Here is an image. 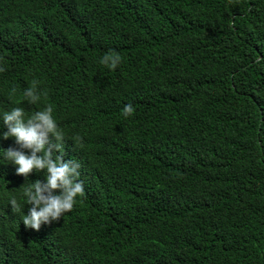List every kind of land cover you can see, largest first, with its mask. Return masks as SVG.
Returning <instances> with one entry per match:
<instances>
[{
  "label": "trees",
  "instance_id": "trees-1",
  "mask_svg": "<svg viewBox=\"0 0 264 264\" xmlns=\"http://www.w3.org/2000/svg\"><path fill=\"white\" fill-rule=\"evenodd\" d=\"M0 66V112L51 105L84 189L28 229L46 173L0 160V264H264V0H0Z\"/></svg>",
  "mask_w": 264,
  "mask_h": 264
},
{
  "label": "clouds",
  "instance_id": "clouds-1",
  "mask_svg": "<svg viewBox=\"0 0 264 264\" xmlns=\"http://www.w3.org/2000/svg\"><path fill=\"white\" fill-rule=\"evenodd\" d=\"M121 57L115 53L105 54L100 63L115 69ZM5 71L0 66V72ZM46 96L38 81L24 89L23 100L29 105H37ZM131 104L125 105V118L134 113ZM54 109L46 105L29 115L24 107H12L0 112V140L14 139L18 147H0V160L15 166L16 174L29 177L33 173H46L44 180L32 182L23 189L25 205H30L24 214L16 198L10 201L14 211H22V222L28 229L39 231L42 225H49L70 212L76 199L83 194V184L76 177L79 164L65 161L54 152L62 148L64 134L55 119ZM55 141V144L52 142Z\"/></svg>",
  "mask_w": 264,
  "mask_h": 264
}]
</instances>
